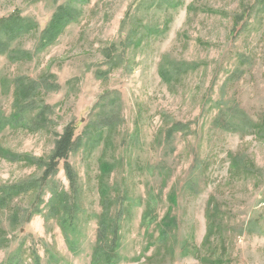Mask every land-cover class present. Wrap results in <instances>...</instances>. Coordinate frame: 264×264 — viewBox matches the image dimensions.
<instances>
[{"label":"rangeland","instance_id":"374dc122","mask_svg":"<svg viewBox=\"0 0 264 264\" xmlns=\"http://www.w3.org/2000/svg\"><path fill=\"white\" fill-rule=\"evenodd\" d=\"M61 5L78 20L37 51ZM11 15L27 32L0 35V264H106L101 192L115 264H264V0H0ZM71 124L75 182L64 161L45 180Z\"/></svg>","mask_w":264,"mask_h":264},{"label":"trees","instance_id":"16d2710c","mask_svg":"<svg viewBox=\"0 0 264 264\" xmlns=\"http://www.w3.org/2000/svg\"><path fill=\"white\" fill-rule=\"evenodd\" d=\"M78 16L79 11L71 8L69 5L59 6L46 27L40 33L37 51L44 50L53 44L62 34L66 26L78 20ZM6 22L8 24L4 25ZM3 29H6V31L9 32L12 37L14 35L21 34V32H27V27L22 25V23H19L18 20L16 23V17L14 15L0 20V35ZM1 45L2 43L0 41V46ZM26 90L27 88H24L22 93H25ZM181 126L182 124L175 123L171 129L168 130L169 137H172L175 131L180 130ZM75 142V127L73 124L67 125L60 139L57 141L52 156L44 170L43 178H45V180L54 175V172L57 170L60 162L64 161V168L70 183L73 184L75 182V173L72 169L71 163L69 162V153L72 150ZM104 169H106V173L109 171L106 165H103L102 170ZM169 198L172 202L177 203V196L174 192L170 194ZM110 204L111 203L108 199V196L101 192L100 205L103 212L99 216L98 240L94 251V258L95 261L101 258L103 263L115 264L118 260L116 248L119 244V229L112 213L109 212ZM171 213L172 208L169 209L163 218V222L161 224V230L163 229L161 235L163 237L168 234L170 229L176 226V218L174 216L171 217ZM212 218L213 217L211 213L208 215L210 226H208L206 238L212 234L211 232L214 230L212 227H215L214 222H212Z\"/></svg>","mask_w":264,"mask_h":264}]
</instances>
